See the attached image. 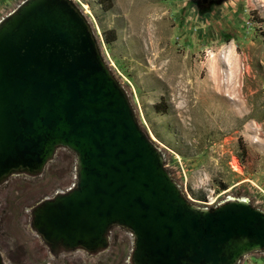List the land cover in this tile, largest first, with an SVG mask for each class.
<instances>
[{
    "label": "rangeland",
    "instance_id": "obj_1",
    "mask_svg": "<svg viewBox=\"0 0 264 264\" xmlns=\"http://www.w3.org/2000/svg\"><path fill=\"white\" fill-rule=\"evenodd\" d=\"M24 1L0 0V22ZM72 1L188 202L213 209L244 200L264 212V0ZM53 158L1 190L2 262L131 264L135 239L122 226L96 254L53 252L33 230L29 210L77 182L75 153L59 146ZM238 264H264V249Z\"/></svg>",
    "mask_w": 264,
    "mask_h": 264
},
{
    "label": "water",
    "instance_id": "obj_2",
    "mask_svg": "<svg viewBox=\"0 0 264 264\" xmlns=\"http://www.w3.org/2000/svg\"><path fill=\"white\" fill-rule=\"evenodd\" d=\"M25 27L14 16L0 49ZM29 60L22 70L0 61V162H34L35 175L59 146L75 153V186L32 209L50 250L99 253L114 225L134 236L131 264H238L264 249V212L239 200L202 209L183 196L94 43L65 63L36 62L35 72Z\"/></svg>",
    "mask_w": 264,
    "mask_h": 264
},
{
    "label": "flooded vegetation",
    "instance_id": "obj_3",
    "mask_svg": "<svg viewBox=\"0 0 264 264\" xmlns=\"http://www.w3.org/2000/svg\"><path fill=\"white\" fill-rule=\"evenodd\" d=\"M35 6L38 8V19L41 22L38 30L34 27ZM14 16L21 19L27 27L22 31L17 29L6 43L1 44L0 61H8L11 66L21 70L20 61L27 56L30 60L25 70L35 72L37 63L43 65L65 63L80 55L84 49H90L91 43L97 47L89 22L72 0H25L15 11L1 20L0 33L12 23ZM40 35V44L35 45V36ZM34 164L22 160L0 162V198L4 199L1 190L9 184L11 177L33 174ZM2 206L0 202V207ZM1 220L0 216V223ZM30 223L31 225L33 223L32 216ZM0 264H4L1 256Z\"/></svg>",
    "mask_w": 264,
    "mask_h": 264
},
{
    "label": "bare ground",
    "instance_id": "obj_4",
    "mask_svg": "<svg viewBox=\"0 0 264 264\" xmlns=\"http://www.w3.org/2000/svg\"><path fill=\"white\" fill-rule=\"evenodd\" d=\"M221 63V62H220ZM228 101V104H229V106H231V105H234V104H237V105H239L240 104V101H237V100H235V99H228L227 100ZM241 111V110H240ZM237 114H239V111H237ZM237 120H241L242 118H239V117H235ZM54 157H55V155H54ZM54 158H52L51 160H50V162L53 160ZM28 174V173H27ZM31 175H34V173L33 174H31ZM228 201H237V200H235V199H230V200H227L226 202H228ZM239 201H243V202H245V203H248L247 201H244V200H239ZM225 203V202H224ZM33 209V208H32ZM32 209H30L29 211H30V213H31V216H32ZM33 230L35 231V229L33 228ZM59 250H56V251H54V252H58Z\"/></svg>",
    "mask_w": 264,
    "mask_h": 264
},
{
    "label": "trees",
    "instance_id": "obj_5",
    "mask_svg": "<svg viewBox=\"0 0 264 264\" xmlns=\"http://www.w3.org/2000/svg\"><path fill=\"white\" fill-rule=\"evenodd\" d=\"M201 2H209V1H213V0H208V1H203V0H200ZM101 4H104L103 2H101Z\"/></svg>",
    "mask_w": 264,
    "mask_h": 264
}]
</instances>
